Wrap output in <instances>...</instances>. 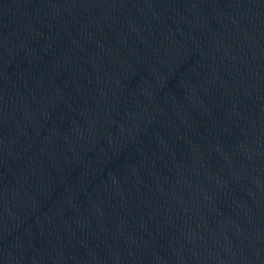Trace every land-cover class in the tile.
<instances>
[{
    "label": "water",
    "instance_id": "95a60500",
    "mask_svg": "<svg viewBox=\"0 0 264 264\" xmlns=\"http://www.w3.org/2000/svg\"><path fill=\"white\" fill-rule=\"evenodd\" d=\"M0 264H264V0H0Z\"/></svg>",
    "mask_w": 264,
    "mask_h": 264
}]
</instances>
